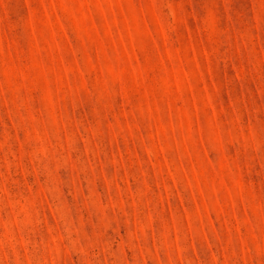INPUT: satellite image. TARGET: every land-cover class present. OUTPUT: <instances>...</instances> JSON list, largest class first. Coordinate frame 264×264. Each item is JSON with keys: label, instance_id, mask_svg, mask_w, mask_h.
<instances>
[{"label": "rangeland", "instance_id": "1", "mask_svg": "<svg viewBox=\"0 0 264 264\" xmlns=\"http://www.w3.org/2000/svg\"><path fill=\"white\" fill-rule=\"evenodd\" d=\"M0 264H264V0H0Z\"/></svg>", "mask_w": 264, "mask_h": 264}]
</instances>
